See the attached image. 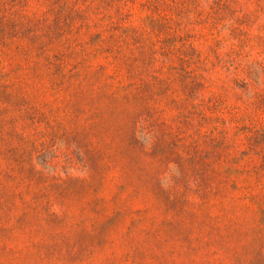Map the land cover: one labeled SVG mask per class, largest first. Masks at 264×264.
<instances>
[{
    "label": "rangeland",
    "instance_id": "374dc122",
    "mask_svg": "<svg viewBox=\"0 0 264 264\" xmlns=\"http://www.w3.org/2000/svg\"><path fill=\"white\" fill-rule=\"evenodd\" d=\"M0 264H264V0H0Z\"/></svg>",
    "mask_w": 264,
    "mask_h": 264
}]
</instances>
